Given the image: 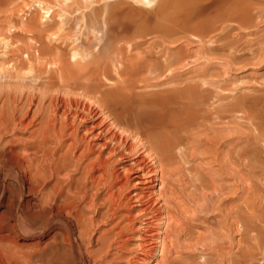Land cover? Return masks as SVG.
I'll return each mask as SVG.
<instances>
[{
  "label": "rangeland",
  "instance_id": "374dc122",
  "mask_svg": "<svg viewBox=\"0 0 264 264\" xmlns=\"http://www.w3.org/2000/svg\"><path fill=\"white\" fill-rule=\"evenodd\" d=\"M44 1L53 8L47 22L42 9L29 7L33 0H0V92L40 95L55 75L48 57L72 55L73 48L95 55L110 71L103 88L117 100L107 106L128 122V140L138 126L144 140L163 143L166 162L163 218L152 220V227L163 221L164 247L146 231L152 210H140L157 201L117 184L115 203L105 194L98 210H62L67 220L56 226L72 235L66 254L78 263L83 229L90 235L87 264H264V0ZM4 39L12 44L2 56ZM83 122L71 123L66 134L81 138ZM86 134L79 152L101 140ZM10 197L0 194V264H28L27 253L52 228L46 236L17 232L15 219L2 216ZM27 199L24 210L44 215L36 194L25 192ZM144 238L158 244L154 253Z\"/></svg>",
  "mask_w": 264,
  "mask_h": 264
},
{
  "label": "bare ground",
  "instance_id": "6f19581e",
  "mask_svg": "<svg viewBox=\"0 0 264 264\" xmlns=\"http://www.w3.org/2000/svg\"><path fill=\"white\" fill-rule=\"evenodd\" d=\"M136 1L150 4L153 0ZM32 6L42 9L44 22L52 18L53 8L46 1L33 0L29 7ZM128 35H125L126 38L135 34ZM11 44L8 39L3 40L5 50L2 56L8 54ZM71 52L72 55L68 56L52 55L48 60L43 55H34L36 59H46L52 66L50 74L55 73L48 79L45 78L46 87L42 94L32 92L29 97L23 98V95L16 96L8 89L0 92V100L3 98L0 102V192H9L11 196L2 216L13 217L15 221L12 228L32 236L38 234L46 236L49 234L46 232L52 228V233L41 239V242H37V245L27 253L26 262H30L28 264H75V258L71 259L64 250L72 235L68 233L66 236L56 226L67 220L62 210L67 214H72V211L79 214L77 208L79 205L81 208L94 210L100 196L105 194L104 200L115 203L117 184L121 188L133 187L135 190L132 194L133 196L135 194L137 199L142 197L145 199L146 196V199L149 197L150 200L157 201L158 204H155L157 206L152 209H149V199L147 200L149 204L142 203L144 206L139 207L141 212L152 210L149 220L144 221L147 225L146 231H153L151 234L154 236L150 237L154 242H158L159 247H164L165 243L164 235L161 236L163 221L160 220L152 227V220L157 216L160 218L159 215L164 213L162 212L164 181L161 180V176L163 164L166 162H163L165 159L159 149L163 143L157 139L154 143L144 140L143 131L138 126L131 131L132 141L128 140L130 133L128 122L125 121L123 125L121 119L117 115H112L107 106V101L111 97L116 99L103 88L110 73L108 66H102V61L96 60L95 55H83L78 48H73ZM8 62L12 68L16 67L12 60L8 59ZM119 63L124 65L122 61ZM133 66L135 68V65ZM121 69L123 67L117 66L118 72ZM54 76L55 80L52 79ZM52 85L58 88L52 91L54 89L51 88ZM98 114H102V119H108L110 122L106 123L102 119L93 121L92 119H95L93 117ZM89 119L91 121L86 123L85 120ZM76 120L78 122L84 120L82 126L77 127L81 138L76 137L74 132L66 134V129ZM21 132H27V137L19 138L18 133ZM86 133L101 140L98 143L89 142L88 148L86 147L88 150L83 149L79 152L82 146L84 148L81 139L88 135ZM68 140L70 142L67 143ZM51 143L53 144L50 145ZM62 148L65 151L62 152ZM93 152L96 155L91 157L90 154ZM109 158H112L111 165L108 163ZM158 172H161L160 176ZM158 179L161 182L160 187L156 189ZM25 192L36 194V203L44 215L38 216L24 210L30 202L29 199L24 200ZM131 212L133 211H130L129 215ZM54 226L56 228L53 229ZM78 236L83 242L78 263L87 264L85 256L90 235H86V231L82 229ZM158 244L152 242L145 244L144 247L154 253ZM147 261L144 259L143 264Z\"/></svg>",
  "mask_w": 264,
  "mask_h": 264
}]
</instances>
